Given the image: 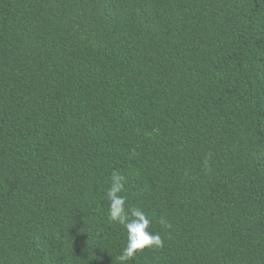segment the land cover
<instances>
[{
  "label": "trees",
  "instance_id": "obj_1",
  "mask_svg": "<svg viewBox=\"0 0 264 264\" xmlns=\"http://www.w3.org/2000/svg\"><path fill=\"white\" fill-rule=\"evenodd\" d=\"M114 171L129 264H264V0H0V264H119Z\"/></svg>",
  "mask_w": 264,
  "mask_h": 264
},
{
  "label": "clouds",
  "instance_id": "obj_2",
  "mask_svg": "<svg viewBox=\"0 0 264 264\" xmlns=\"http://www.w3.org/2000/svg\"><path fill=\"white\" fill-rule=\"evenodd\" d=\"M204 167H209L208 158L204 160ZM125 183L126 177L124 175L116 171L112 172L105 194L108 202L107 217L109 222L121 226L126 233V246L116 256L119 264H129L138 253L145 249L152 250L164 247V239L160 232L151 230L152 220L148 213L141 207L128 205L127 197L123 195L126 190ZM158 223L162 230H168L172 227L165 216H160Z\"/></svg>",
  "mask_w": 264,
  "mask_h": 264
}]
</instances>
